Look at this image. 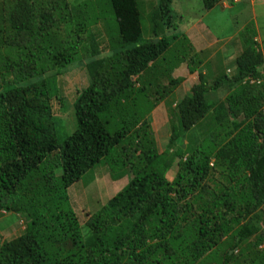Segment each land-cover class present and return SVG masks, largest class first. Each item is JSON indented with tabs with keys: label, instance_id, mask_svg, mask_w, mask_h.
I'll list each match as a JSON object with an SVG mask.
<instances>
[{
	"label": "trees",
	"instance_id": "1",
	"mask_svg": "<svg viewBox=\"0 0 264 264\" xmlns=\"http://www.w3.org/2000/svg\"><path fill=\"white\" fill-rule=\"evenodd\" d=\"M200 1L210 11L224 0ZM171 5L156 0L152 38L137 45V0H0V214L20 216L27 229L0 241V264H264V53L245 27L233 76L208 84L201 71L169 101L184 79L161 87V77L183 61L190 74L212 64L187 31L166 35L178 28ZM84 51L88 86L60 142L68 127L54 113V100L65 103L56 71ZM161 102L170 137L159 153L149 115ZM102 160L112 180L131 178L86 215L84 235L68 189Z\"/></svg>",
	"mask_w": 264,
	"mask_h": 264
},
{
	"label": "rangeland",
	"instance_id": "2",
	"mask_svg": "<svg viewBox=\"0 0 264 264\" xmlns=\"http://www.w3.org/2000/svg\"><path fill=\"white\" fill-rule=\"evenodd\" d=\"M68 1L71 4H75L82 0ZM227 1L228 0H224L222 3L228 8H224L219 4L214 9L205 11L200 0H172L171 7L173 10L174 21L178 28L176 31L168 30L166 35L172 37L174 34H182L188 29H194L197 24L198 26L201 25L204 28L207 37L206 39L195 43V46L201 50H206L203 55H208L210 58L209 61L212 64L202 65L200 71L190 74L187 70L186 63L183 61L184 63L181 62L173 72L171 71L170 76L161 77V87H169L170 79L177 77H181L186 81H183L184 83L182 82L174 89L173 94H170L168 97L169 101L173 100V102H177L187 94L190 88L194 84H197V74L201 71L206 74L205 79L208 84H211L218 74L227 77L233 76L232 74L235 73L234 60L243 50V42L240 34L245 27H252L256 31V37L259 40L258 44L261 51L264 53V0H243V3H245L243 6L238 5L234 8L230 7ZM137 3L142 27L141 41L137 44L139 45L141 42L143 43L152 38L148 14L151 8L155 6L156 0H137ZM110 26H115L112 21L110 22ZM98 30L99 34L97 39L101 49L99 57H105L108 55L107 43L109 37L102 23L98 26ZM96 33L98 32L92 31V34L95 36L97 35ZM186 35H188V31ZM87 40H89V37ZM208 41H213L212 47L208 46ZM90 42L91 41H88L86 43L87 49H89ZM216 54L218 55L216 56ZM89 56L88 52H81V59L77 63L71 65V67L58 69L56 71V73L60 74L55 80L60 89V95L65 103L61 107L58 101L54 100V113L60 118L59 124L68 127L67 129L65 127V134L58 131L60 142H62L64 137L70 134L75 127L73 104L79 91L88 86L89 77L85 69V64L91 59ZM37 79L40 80V78ZM225 90H227V88H225ZM226 93L227 91L222 90V93L220 94L221 99ZM209 94L210 96H212V94L216 95L215 92H210ZM210 96L208 97L210 98ZM63 107L65 110L64 112L61 111V108ZM149 116L151 120L150 128L152 135L157 142L158 152L161 153L165 149L170 137L167 106L161 102L152 110ZM187 134L195 136L197 131L196 129H192ZM186 139L188 141L193 138L190 137ZM184 144H186V141H184ZM183 148L186 149L185 146H183ZM176 171L177 166L174 165L167 175L169 181L174 179ZM130 178L131 175L129 174L122 179L116 181L112 180L110 178L108 165L102 160L99 165L93 168L90 172H87L79 181L68 189L69 201L77 215L79 223L81 224L84 235L87 234L84 226L87 220L86 215L94 214L116 192L122 189ZM215 180L217 182L220 181L217 176L215 177ZM208 185L213 187L216 183H208L207 186ZM12 215L9 213L0 214L1 243H10L12 240L22 237L27 231L24 219L20 216ZM260 249H264V245H261Z\"/></svg>",
	"mask_w": 264,
	"mask_h": 264
},
{
	"label": "crops",
	"instance_id": "3",
	"mask_svg": "<svg viewBox=\"0 0 264 264\" xmlns=\"http://www.w3.org/2000/svg\"><path fill=\"white\" fill-rule=\"evenodd\" d=\"M235 1V0H234ZM239 1H241V0H239ZM235 2H237V1H235ZM221 6L222 7H224V8H228V7H226L225 5H223V3L221 4ZM195 26V25H194ZM188 31V38L191 40V41H193L192 42V44H194V46H195V43H197V42H200L201 40H204V39H206V37H207V35H206V33H205V30H204V28L201 26V25H199L198 26V24H197V26H195V28L194 29H188L187 30ZM187 33V32H186ZM194 37V38H193ZM213 41H208V46H210V47H212L213 45ZM218 44V43H217ZM196 47V46H195ZM201 49H199V48H197L196 47V51H200ZM205 50V49H204ZM203 51V50H202ZM218 54H216V56H217ZM228 71V70H227ZM184 82H186V81H184ZM183 82V83H184ZM193 85V84H192ZM150 117V116H149Z\"/></svg>",
	"mask_w": 264,
	"mask_h": 264
},
{
	"label": "clouds",
	"instance_id": "4",
	"mask_svg": "<svg viewBox=\"0 0 264 264\" xmlns=\"http://www.w3.org/2000/svg\"><path fill=\"white\" fill-rule=\"evenodd\" d=\"M256 38H257V37H256ZM232 40H233V39H232ZM257 40H258V38H257ZM258 42H259V40H258ZM187 70H188V69H187ZM189 91H190V90H189ZM188 93H189V92H188ZM185 95H186V94H185ZM185 95H184V96H185Z\"/></svg>",
	"mask_w": 264,
	"mask_h": 264
},
{
	"label": "water",
	"instance_id": "5",
	"mask_svg": "<svg viewBox=\"0 0 264 264\" xmlns=\"http://www.w3.org/2000/svg\"><path fill=\"white\" fill-rule=\"evenodd\" d=\"M154 41H155V42H157L158 40H157V39H155Z\"/></svg>",
	"mask_w": 264,
	"mask_h": 264
}]
</instances>
